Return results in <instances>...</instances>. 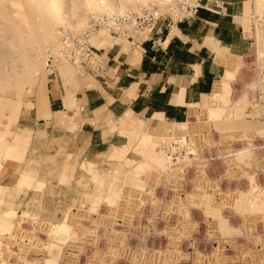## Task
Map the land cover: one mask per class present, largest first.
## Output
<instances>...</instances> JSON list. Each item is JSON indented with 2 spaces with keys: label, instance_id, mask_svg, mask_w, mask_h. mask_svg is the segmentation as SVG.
Listing matches in <instances>:
<instances>
[{
  "label": "rangeland",
  "instance_id": "374dc122",
  "mask_svg": "<svg viewBox=\"0 0 264 264\" xmlns=\"http://www.w3.org/2000/svg\"><path fill=\"white\" fill-rule=\"evenodd\" d=\"M162 1L0 0V142L18 138L20 145L19 157L0 165V190L7 192L0 210H13V218L2 223L7 232L18 228L27 242L18 246L14 234L3 237L0 264H44L32 253L48 240L31 231L30 222L46 225L74 212L86 219L112 217L125 192L139 195L140 184L151 182L154 204L128 199L135 201L127 206L135 235L126 234L119 251H136L146 256L142 264H158L170 240L174 251L159 264H264V0H209L203 4L212 11L203 9L202 20L197 16L178 28L127 29L122 35L99 30L90 39L88 60L58 58L62 28L79 30L107 10ZM178 29L195 40L188 42ZM151 72L165 76L147 77ZM86 89L100 92V104L83 105ZM56 98L64 110L51 115L49 101ZM146 147L155 148L171 171L178 168L177 177L168 173L174 189L164 188L167 172L156 163L147 166L153 174L146 179L134 172L150 158ZM65 164L69 176L59 181ZM22 167L34 180L28 190L19 185ZM200 196L217 206L220 225L236 236H214L205 207L194 203ZM17 210L28 213L27 219L17 223ZM175 212L185 217L179 231ZM85 218L71 228L90 230ZM93 228V245L78 249L75 264H89L108 251L109 239L97 236L107 228ZM6 249L15 253L4 257ZM62 252L49 264H66ZM114 256L108 264H127Z\"/></svg>",
  "mask_w": 264,
  "mask_h": 264
},
{
  "label": "bare ground",
  "instance_id": "6f19581e",
  "mask_svg": "<svg viewBox=\"0 0 264 264\" xmlns=\"http://www.w3.org/2000/svg\"><path fill=\"white\" fill-rule=\"evenodd\" d=\"M12 0H10V2H11ZM147 2V1H146ZM13 3V2H12ZM145 3V2H144ZM29 4V3H28ZM54 10V9H53ZM53 10H52V13H53ZM57 10V9H56ZM1 13V12H0ZM1 15V14H0ZM1 17H2V15H1ZM4 17V16H3ZM53 17V16H52ZM56 23H58V22H56ZM226 76V78H227V74H225ZM226 84H227V81L225 82ZM225 83H223V84H225ZM219 95L220 94H218V97H219ZM217 96V95H216ZM217 98V97H216ZM209 127V126H208ZM208 127H206L207 129H203V131H204V133H205V136H207L208 134H207V131L209 130L208 129ZM198 130V129H197ZM203 133V134H204ZM207 134V135H206ZM202 135V134H201ZM17 136V135H16ZM201 137V136H200ZM202 137H204L203 135H202ZM208 137V136H207ZM221 137V136H220ZM198 138V137H197ZM18 138H16V140H14V141H12V142H10L9 144L8 143H5V142H3V141H1L0 142V165H3L4 164V162H6V163H8L7 161L8 160H13L14 158H17V156L19 157V143H18V140H17ZM196 139V138H195ZM202 139V138H201ZM208 139V138H207ZM201 141V140H200ZM209 147V146H208ZM137 149V148H136ZM146 149H148L147 151H148V153L147 154H149L150 155V158H149V160L147 161V163H146V165H143V166H140V167H138V168H135L134 169V172L136 173V172H138V175H142L143 177H145V179H146V175L148 176V173H152V171L150 170V169H152V167L149 165L150 163H153V165H154V163H156V164H158L161 168H162V170H165L167 173V178H168V173H169V175L170 174H172L173 175V172L172 171H174V174L176 175V174H178V172H179V170H178V168L177 169H174L173 170V167H172V171H171V165H170V167H169V165H165L164 164V160H163V157H161L160 155H157V153H156V151H154L155 150V148H153V147H146ZM145 151V150H144ZM143 151V152H144ZM146 151V152H147ZM145 152V153H146ZM143 154V153H142ZM147 156V155H146ZM145 156V157H146ZM146 158H148V157H146ZM230 158V157H229ZM10 162V161H9ZM168 163V162H167ZM192 163V162H191ZM169 164V163H168ZM188 164V163H187ZM152 165V164H151ZM179 165V164H178ZM190 165V164H189ZM147 166H150V169H149V167H147ZM184 167V166H183ZM186 167V166H185ZM198 167H199V165H198ZM201 167V166H200ZM2 168V167H1ZM203 168V167H202ZM21 169V168H20ZM168 171H170V172H172V173H170V172H168ZM69 172H70V166L68 165V164H65L64 166H63V168H62V171H61V174H60V179H59V181H61V180H64V178H66V177H68L69 176ZM154 172V171H153ZM181 172V171H180ZM203 172V171H202ZM202 172H200V173H202ZM20 173H22V174H20V178H19V185H22L23 183H25L26 185H27V187H26V190H28V189H30L31 188V186L30 185H32L31 184V182H32V177H31V171H29V170H25L23 167H22V172H20ZM9 174V173H8ZM153 174V173H152ZM163 174L165 175V173L163 172ZM197 174V173H196ZM137 175V174H136ZM178 175H176V176H174V177H171V176H169L170 178H175V177H177ZM1 177V176H0ZM149 177H150V175H149ZM159 178V177H158ZM170 178H168V180L170 179ZM16 179V178H15ZM142 179V178H141ZM151 179H153V178H151ZM165 179V178H164ZM167 179L165 180V182L163 183L162 181V185L164 186V188H168V189H174L173 188V186H175L174 185V183H173V185L172 184H170V183H172L173 181H171L170 182V180L168 181ZM172 180H174V179H172ZM34 181V180H33ZM141 181H143V179L141 180ZM150 181V180H149ZM156 181V180H155ZM154 181V182H155ZM199 182V181H198ZM17 183V182H16ZM203 183V182H202ZM158 184V183H157ZM161 184V183H160ZM18 185V184H17ZM140 185H142L143 187H142V190H143V192L142 193H140L139 195H137L138 193L136 192V191H129V192H125L124 193V199H122L121 200V202H118V203H120V205L118 206V211H117V213L114 215V216H112V217H105V218H103V219H101V218H99V217H89V215H88V217L89 218H85L86 216H84L83 215V212H82V214H78V212L77 213H75L74 212V214H72V217L70 216H68V213H67V215L64 217V219L63 220H59V221H56V222H51V223H48V224H44V225H40V226H36L35 224H33L32 222H30V228H31V231L33 230V231H37L38 233H40V234H42L43 236H44V239L46 238V240H48V242H47V245H44V244H37V246H38V248L36 249V250H33V253H32V256L34 257V258H37V259H39V260H41V261H43L44 262V264H49L50 262H51V260L54 262L55 261V257H57L58 255H59V252H60V250H63V258L65 259V261H66V264H75L74 263V258H75V255H76V253H77V251H78V249L80 248L81 249V247L82 246H92L93 245V241H94V237H95V232H93L92 231V229L91 228H93L94 226L95 227H97L98 225L99 226H102L103 228L104 227H106L107 228V230H108V232H106V230L104 229V230H101L100 232H97V236H100V237H105V239H109V241L110 242H107L108 243V251L105 253V252H103L102 254V256H100V254L98 253V254H96V253H94V254H96L94 257H93V259L92 260H88V259H86V260H88V263L89 264H108L110 261H112L113 260V256L115 255L116 257H117V255H118V259L120 258V259H123V261L124 262H126L127 264H142L143 262H144V259H145V257H143L142 256V253H139V252H136L135 250V252L136 253H138V254H135V252H134V254H135V256H131L130 255V253L128 254V253H126V251H124V249H123V251H119V250H122L121 249V241H122V238L124 237V236H126V234H129V233H135V230L133 229V228H131V226H130V224H129V218H128V215L130 214L129 213V209H128V207H130V206H128V204L130 203H132L134 200H131V199H139L141 202H144V200H147L148 202H150V203H153L154 204V201H153V199H151L150 200V196H151V191L153 190V187H154V185H153V182H151V183H148L147 185L145 184V185H143V184H140ZM159 185V184H158ZM4 186V185H3ZM24 186V185H23ZM9 187V186H8ZM14 187H16V186H14ZM19 188V187H18ZM24 189V188H23ZM101 189V188H100ZM25 190V189H24ZM182 190V189H181ZM178 191V190H177ZM101 192V191H100ZM5 193H7L6 191H4V189H1L0 190V208H1V204H2V206L3 205H5L6 203L5 202H7L5 199H4V197H5ZM198 193V192H197ZM122 195H123V192L121 193ZM210 194H211V192H210ZM214 194V193H213ZM220 194V193H219ZM26 195V194H25ZM40 195V197H42V196H44L43 194H39ZM203 195V194H202ZM209 195V194H208ZM98 196V195H97ZM189 195H183L182 197V200H184L185 202H186V200H187V197H188ZM192 196V195H191ZM22 197H24V196H22ZM193 197H195V196H193ZM192 197V198H193ZM196 197H198V196H196ZM201 197V196H200ZM208 197V196H207ZM98 199H99V197H97ZM97 198H95L94 200H97ZM129 198H131L130 200L132 201H130L129 202ZM191 198V197H190ZM217 198V197H216ZM225 198V197H224ZM26 199V198H25ZM195 199V198H194ZM197 200H196V202H194V203H196L197 205H202V206H204L205 208L204 209H206L205 211H206V213H207V215H208V219H209V222H210V224H211V228H212V231L211 232H217V233H214V236L217 234H219V235H221V234H229V232H234V231H231V230H229L228 228H225V226H221L220 225V223H221V221L219 220V218H220V216H218L219 214L217 213V211L215 210V208L217 207L216 205H215V208L213 207L214 205L212 204V203H209L208 201H206V200H204V198H203V196L201 197V198H196ZM206 199V198H205ZM37 200V199H36ZM35 200V201H36ZM210 200V199H209ZM217 200V199H216ZM22 201V200H21ZM41 201V200H40ZM191 201V200H190ZM37 202V201H36ZM97 202V201H96ZM135 202V201H134ZM140 202V203H141ZM187 202H189V201H187ZM186 202V203H187ZM191 202H193V200L191 201ZM190 202V203H191ZM10 203H11V201H10ZM19 203V202H18ZM94 203V202H93ZM182 203V202H181ZM214 203V202H213ZM217 203V202H216ZM224 203H226V202H224ZM249 203H251L252 205H253V207H254V205L255 204H257L256 206L257 207H259V208H261L262 206L260 205V203H258L257 201H249ZM21 203H19V205H20ZM159 204V203H158ZM250 204V205H251ZM143 205V204H142ZM167 205V204H166ZM187 205V204H186ZM247 205V204H246ZM93 206V205H92ZM128 206V207H127ZM144 206V205H143ZM169 206V205H168ZM181 206V205H180ZM20 207V206H19ZM157 207V206H156ZM229 207V206H228ZM238 207V206H237ZM117 208V207H116ZM159 208V207H158ZM168 208V207H167ZM181 208V207H180ZM219 208H220V206H219ZM240 208V207H239ZM258 208V209H259ZM25 209V208H24ZM70 209V208H69ZM132 209V208H131ZM173 209V208H172ZM217 209V208H216ZM244 209V208H243ZM250 209H251V207H250ZM254 209V208H253ZM164 210V209H163ZM166 210V209H165ZM164 210V211H165ZM170 210V209H169ZM255 210V209H254ZM12 209H8V210H4V208H3V211L1 212V210H0V240H3V237H5L6 235H9L11 232H7L6 231V229H5V225H3V217H8V219H12L13 218V215H12ZM80 211V210H79ZM163 211V212H164ZM163 212H162V214H163ZM177 212H179V211H177ZM177 212H175V214L177 213ZM204 212V211H203ZM249 212V211H248ZM71 213V212H70ZM129 213V214H128ZM167 213V212H166ZM258 213V212H257ZM26 214H28V213H26L25 211H20V210H17V211H15V219L14 220H16V222L17 223H20V222H22V219H27V217L29 216H27ZM65 214V213H64ZM155 214V213H154ZM169 214V213H168ZM202 214V213H201ZM248 214V213H247ZM253 214V213H252ZM260 214V213H259ZM70 215V214H69ZM253 215H255V214H253ZM96 216V215H95ZM155 216V215H154ZM245 216V215H244ZM256 216V215H255ZM69 217V218H68ZM83 217L85 218V220H86V222H89V224H90V226H92V227H90V230L88 229V228H81L79 225H78V227H75V228H71V225H76V223H78L77 221L79 220V219H82V220H84L83 219ZM131 217V216H130ZM242 217V216H241ZM259 217H261L260 215H259ZM185 217L182 215V213L180 214H176V216H175V224H174V229L175 230H177V231H179V230H181L186 224L184 223L183 224V222H182V219L183 220H185L184 219ZM222 218V217H221ZM173 220V219H172ZM156 221V220H155ZM219 221H220V223H219ZM80 222V221H79ZM185 222V221H184ZM113 223V225L115 224L116 226H117V229H111V227H109L111 224ZM32 225V226H31ZM82 225V224H81ZM223 225V224H222ZM77 226V225H76ZM82 226H84V225H82ZM112 226V225H111ZM85 227V226H84ZM94 227V228H95ZM115 227V226H114ZM81 228V229H80ZM93 228V229H94ZM101 228V227H100ZM102 228V229H103ZM185 228V227H184ZM192 228V227H191ZM17 229L18 228H15V230H16V232H15V234H17L18 236H20L21 237V239L20 238H18V236H15V234L14 233H11V234H14L13 236H14V238L15 239H17L18 241L16 242V244L17 243H22L23 241H24V243L23 244H27V242L25 243V240H23V236H22V234H23V232H21V231H17ZM96 229V228H95ZM95 229H94V231H95ZM226 229V230H225ZM228 229V230H227ZM19 230V229H18ZM153 231V230H152ZM219 232H221V233H219ZM33 233V232H32ZM20 234V235H19ZM34 234V233H33ZM32 234V235H33ZM149 234V233H148ZM212 234V233H211ZM234 234H235V232H234ZM234 234H231L232 236L234 235ZM132 235V234H131ZM135 235V234H134ZM174 235V234H173ZM249 235V234H248ZM12 236V237H13ZM235 236H236V234H235ZM216 237V236H215ZM9 238V237H8ZM30 238V237H29ZM30 239H32V238H30ZM29 239V240H30ZM235 239V238H234ZM29 240H27V241H29ZM38 240V239H37ZM108 241V240H107ZM169 241V242H168ZM167 241V246H166V252H164V251H162L161 253H159L158 255H157V257H160V258H163L166 254H167V252H169L170 251V253L172 252V251H174L173 250V248H174V244H173V242L172 241H170V240H168ZM12 242V241H11ZM33 242V241H32ZM41 242V241H40ZM141 243V242H140ZM32 244V243H31ZM7 245H8V243H7ZM18 246H19V244H17ZM28 245H29V243H28ZM27 245V246H28ZM141 245V244H140ZM12 247V246H11ZM25 247H26V245H25ZM24 247V248H25ZM36 247V246H35ZM21 248H23V247H21ZM29 248H30V245H29ZM234 248V247H233ZM237 248V247H236ZM260 248V247H259ZM97 249V248H96ZM258 249V248H257ZM9 250H11V249H9ZM13 250V249H12ZM18 250V249H17ZM16 250V251H17ZM25 250V249H24ZM94 250V249H93ZM102 250V249H101ZM32 251V250H31ZM80 252H81V250H79ZM78 251V252H79ZM259 251V250H258ZM93 252H95V251H93ZM249 252V251H248ZM11 253H15L14 251H8L7 249H6V251H5V256L4 257H8V256H10V255H8V254H11ZM31 253V252H30ZM156 253V252H155ZM164 253H165V255H164ZM173 253V252H172ZM239 253V252H238ZM17 254V253H16ZM19 254H20V252H19ZM150 254H152V253H150ZM154 254V253H153ZM153 254L151 255V257L153 256ZM235 254V253H234ZM261 254V253H260ZM14 255V254H13ZM57 255V256H56ZM93 255V254H92ZM137 255V256H136ZM147 255V254H146ZM237 255V254H236ZM25 256H26V254H25ZM114 256V257H115ZM210 256V255H209ZM244 256V255H243ZM3 257V258H4ZM22 257V256H21ZM91 257V258H92ZM148 257H149V255H148ZM155 257V256H154ZM160 258H159V263H160ZM166 258H167V256H166ZM196 258H198V257H196L195 255L193 256V261L195 262L196 261ZM208 258H210V257H208ZM252 258V257H251ZM256 258V257H255ZM7 259V258H6ZM90 259V258H89ZM152 259H154V258H152ZM152 259H150V261H152ZM158 259V258H157ZM201 260L203 259V258H200ZM226 259V258H225ZM224 259V260H225ZM242 259V258H241ZM253 259V258H252ZM24 260V259H23ZM35 260V259H34ZM166 260V259H165ZM164 260V261H165ZM19 261H21V260H19ZM114 261H116L115 259H114ZM147 261V260H146ZM149 261V262H150ZM157 261V260H156ZM155 261V262H156ZM162 261V263L164 264L165 262H163V260H161ZM24 262V261H23ZM91 262V263H90ZM170 262V261H169ZM254 262V261H253ZM14 263H16V262H14ZM29 263V262H28ZM61 263V262H60ZM77 263V262H76ZM85 263H86V261H85ZM114 263V262H113ZM158 263V264H159ZM167 263V262H166ZM145 264V263H144ZM148 264H150V263H148ZM157 264V263H156ZM167 264H169V263H167ZM194 264V263H193ZM213 264V263H212Z\"/></svg>",
  "mask_w": 264,
  "mask_h": 264
},
{
  "label": "built area",
  "instance_id": "2783aa9c",
  "mask_svg": "<svg viewBox=\"0 0 264 264\" xmlns=\"http://www.w3.org/2000/svg\"><path fill=\"white\" fill-rule=\"evenodd\" d=\"M205 0L204 4L218 0ZM203 0H163L160 3H140L122 11L107 10L90 18L87 25L79 30L62 28L57 43L58 58L73 64H79L91 57L90 39L99 31L122 35L127 29L148 30L154 27L176 26L180 23L197 18L201 8H210ZM261 28V27H260ZM264 36V27L260 29Z\"/></svg>",
  "mask_w": 264,
  "mask_h": 264
},
{
  "label": "crops",
  "instance_id": "0c3cea01",
  "mask_svg": "<svg viewBox=\"0 0 264 264\" xmlns=\"http://www.w3.org/2000/svg\"><path fill=\"white\" fill-rule=\"evenodd\" d=\"M218 1H222V2H224L223 0H218ZM232 1L233 0H228L227 2L228 3H226L227 5H230L231 3H232ZM203 3H205V1L203 2ZM203 9H205V8H201L200 10H199V12H198V19H203L202 18V14L204 13V11H203ZM219 15V17H222V15L223 14H218ZM227 15H231V17H234V15H232V14H227ZM205 22H207V21H205ZM184 23V22H183ZM183 23H180V24H178V25H176V26H173V27H176V28H178V26H180L181 24H183ZM178 31L182 34V32L180 31V29H178ZM184 37H187L188 35H185V34H182ZM187 40H188V42H192V40H195V38H192L191 36H188L187 37ZM182 42L185 44L186 42H185V40H182ZM172 42H171V40L169 41V43H168V47H170L172 44H171ZM137 67L139 68V69H141V59L139 60V61H137ZM188 66H191V64L190 63H188L187 64ZM143 74H145V73H143ZM159 76V77H163V76H165V74L164 73H162V72H151V73H149L148 74V76L147 77H150V76ZM174 99H175V101H177L176 100V98H177V95L175 96V97H173ZM101 100H103V97L101 96V94H100V92L99 91H97V90H93V89H86V91H85V93H84V103H83V105L84 106H97L98 104H100L99 102L101 101ZM174 100H173V102H175ZM49 105H50V108H51V110H50V112H51V115L53 114V113H61V112H63V110H64V106H63V103H62V100L60 99V100H58V98H56L55 100L53 99L52 101H49ZM54 106V107H53ZM53 119L51 118V120L49 121V124H51L52 125V123H53V121H52Z\"/></svg>",
  "mask_w": 264,
  "mask_h": 264
}]
</instances>
